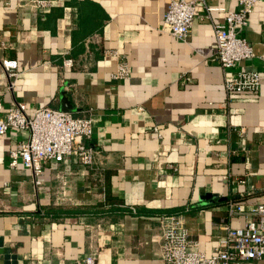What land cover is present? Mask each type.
Instances as JSON below:
<instances>
[{
  "label": "crops",
  "instance_id": "obj_1",
  "mask_svg": "<svg viewBox=\"0 0 264 264\" xmlns=\"http://www.w3.org/2000/svg\"><path fill=\"white\" fill-rule=\"evenodd\" d=\"M52 1L39 11L0 0V100L4 108L24 103L29 115L66 104L89 117L94 161L49 163L35 187L28 170L8 167L9 150L27 133L0 137V264H70L87 255L97 264H164L157 217L172 214L210 255L227 202L264 200V0L238 33L254 57L230 69L214 60L211 24L223 22L222 11L205 19L197 7L182 43L164 23L169 0ZM207 5L237 9L236 0ZM5 61L16 63L11 89ZM118 63L128 66L126 79L112 78ZM241 71L258 73L259 90L226 104L223 82ZM184 73L191 83L181 84Z\"/></svg>",
  "mask_w": 264,
  "mask_h": 264
},
{
  "label": "built area",
  "instance_id": "obj_2",
  "mask_svg": "<svg viewBox=\"0 0 264 264\" xmlns=\"http://www.w3.org/2000/svg\"><path fill=\"white\" fill-rule=\"evenodd\" d=\"M39 11L51 7L52 0H22ZM237 9L226 11L207 5V0H169L164 14V23L168 34L175 40L188 43L189 33L196 16L197 7L204 9L205 19H210L213 11H222L225 17L222 23L211 24L214 39V60L222 69H230L240 61L254 57L252 45L238 36L247 26L248 17L260 0H236ZM264 27V14H263ZM112 55L117 56L115 52ZM7 70L9 89L17 76L15 62H3ZM65 68H73L75 63L70 57L62 59ZM129 68L118 63L112 74L114 80L126 79ZM181 84L191 83L188 73L181 75ZM260 78L257 72L241 71L223 82L225 103L228 104L243 93L256 94ZM16 130L27 133L25 140L19 142L8 152V167L12 170L23 167L31 174L35 187L41 184V177L49 163H63L75 158L81 165L91 168L94 151L86 145L92 136L93 125L89 117H76L69 112L41 107L31 115L26 112V105L17 102L4 108L0 100V137L8 131ZM157 131L156 128L153 129ZM243 134L240 129L236 131ZM244 185L245 181H237ZM239 198L243 192L238 194ZM226 219L219 225L221 234L216 237V246L208 255L198 248V242L190 237L186 223L180 214L161 215L157 221L161 230V257L164 264H255L264 261V200L245 205L241 201L229 200L226 204ZM242 218L241 226H231L226 220ZM70 264H97L93 256L87 255Z\"/></svg>",
  "mask_w": 264,
  "mask_h": 264
},
{
  "label": "trees",
  "instance_id": "obj_3",
  "mask_svg": "<svg viewBox=\"0 0 264 264\" xmlns=\"http://www.w3.org/2000/svg\"><path fill=\"white\" fill-rule=\"evenodd\" d=\"M78 16H79V14H78ZM79 20L82 21V23L84 24V20H83V18L79 17ZM89 23H90V22H88V24H89ZM98 31H99V30H98ZM70 58H71V57H70ZM233 201L237 202V201H240V200H238V198H236V199H233ZM52 211L54 212V214L57 213L56 210H50L51 213L49 212L48 214L53 215ZM62 213H63V212H62ZM172 215H175V214H172Z\"/></svg>",
  "mask_w": 264,
  "mask_h": 264
},
{
  "label": "water",
  "instance_id": "obj_4",
  "mask_svg": "<svg viewBox=\"0 0 264 264\" xmlns=\"http://www.w3.org/2000/svg\"><path fill=\"white\" fill-rule=\"evenodd\" d=\"M64 106H65V107H64V109H62V110H64V111H65V110H67V109H66V104H65Z\"/></svg>",
  "mask_w": 264,
  "mask_h": 264
}]
</instances>
